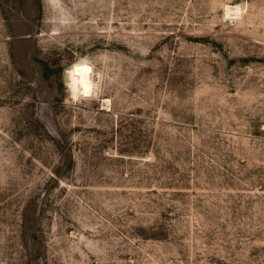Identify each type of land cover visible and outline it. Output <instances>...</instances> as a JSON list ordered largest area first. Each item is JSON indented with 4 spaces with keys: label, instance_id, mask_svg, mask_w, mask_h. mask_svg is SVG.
Here are the masks:
<instances>
[{
    "label": "rangeland",
    "instance_id": "1",
    "mask_svg": "<svg viewBox=\"0 0 264 264\" xmlns=\"http://www.w3.org/2000/svg\"><path fill=\"white\" fill-rule=\"evenodd\" d=\"M62 4L0 0V264H264V0Z\"/></svg>",
    "mask_w": 264,
    "mask_h": 264
},
{
    "label": "clouds",
    "instance_id": "2",
    "mask_svg": "<svg viewBox=\"0 0 264 264\" xmlns=\"http://www.w3.org/2000/svg\"><path fill=\"white\" fill-rule=\"evenodd\" d=\"M47 3L59 12L53 22L64 26L68 21V14L63 8L62 0H47ZM61 75L66 92L65 105L75 106L103 92L104 75L97 69L96 60L91 56L78 57Z\"/></svg>",
    "mask_w": 264,
    "mask_h": 264
},
{
    "label": "bare ground",
    "instance_id": "3",
    "mask_svg": "<svg viewBox=\"0 0 264 264\" xmlns=\"http://www.w3.org/2000/svg\"><path fill=\"white\" fill-rule=\"evenodd\" d=\"M106 100V99H105ZM109 100V99H108ZM108 104V103H107Z\"/></svg>",
    "mask_w": 264,
    "mask_h": 264
}]
</instances>
